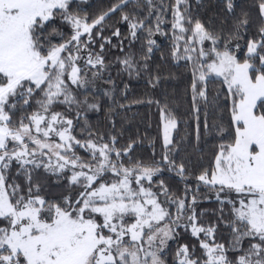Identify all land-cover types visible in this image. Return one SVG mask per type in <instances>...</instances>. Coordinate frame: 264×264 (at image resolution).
I'll return each instance as SVG.
<instances>
[{"label":"snow or ice","instance_id":"snow-or-ice-1","mask_svg":"<svg viewBox=\"0 0 264 264\" xmlns=\"http://www.w3.org/2000/svg\"><path fill=\"white\" fill-rule=\"evenodd\" d=\"M0 264H264V0H0Z\"/></svg>","mask_w":264,"mask_h":264},{"label":"trees","instance_id":"trees-1","mask_svg":"<svg viewBox=\"0 0 264 264\" xmlns=\"http://www.w3.org/2000/svg\"><path fill=\"white\" fill-rule=\"evenodd\" d=\"M141 87H142L141 85H137L135 82H133V89H132L133 93L138 94ZM133 111L139 112L142 115H147V113H148L147 107L137 108L134 106Z\"/></svg>","mask_w":264,"mask_h":264}]
</instances>
